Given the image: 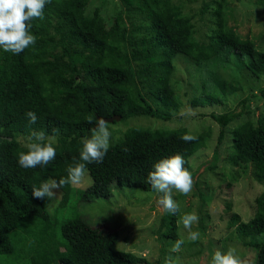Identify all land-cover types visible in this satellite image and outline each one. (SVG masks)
I'll return each mask as SVG.
<instances>
[{"label":"trees","instance_id":"1","mask_svg":"<svg viewBox=\"0 0 264 264\" xmlns=\"http://www.w3.org/2000/svg\"><path fill=\"white\" fill-rule=\"evenodd\" d=\"M89 2L51 0L44 8V18L31 22L37 37L34 46L19 55L0 48V264H148L116 249L117 229L103 231L78 216L60 221L61 210L51 215L43 200L33 199V188L50 178H67V169L79 161L82 140L90 137L101 118H177L181 101L171 78L173 61L179 56L202 70L226 54L245 64L254 77L264 75V49L229 24L228 0L212 1L202 11L211 15L206 45L195 39L192 18L173 0L138 1V7L118 12L110 26L97 10L86 15ZM258 39L264 40V34ZM239 91L242 86L235 79L221 81L217 91L206 88L191 105L221 106ZM258 93L264 98V88ZM247 102L244 98L230 111L209 115L219 127L210 169L219 161L225 128L248 114ZM29 111L38 117L35 124L26 118ZM205 130L196 134L184 127L126 130L110 145L102 163L87 165L88 187L63 186L68 207L109 200L113 189L153 192L148 175L154 165L180 154L188 169L191 158L207 146L210 137ZM34 131L56 137L57 155L47 166L25 169L19 166L18 155L27 148L17 138L30 137ZM188 133L197 139L183 141L181 137ZM230 143L229 161L250 168L263 189L255 198L252 218L244 222L233 214L228 224L239 238L249 239L255 252L251 264H264V115L236 126ZM176 216L164 212L160 237L176 240ZM37 218L54 222L53 237L40 229Z\"/></svg>","mask_w":264,"mask_h":264},{"label":"rangeland","instance_id":"2","mask_svg":"<svg viewBox=\"0 0 264 264\" xmlns=\"http://www.w3.org/2000/svg\"><path fill=\"white\" fill-rule=\"evenodd\" d=\"M142 0H90L86 15H92L96 10L103 17L107 26L113 23L118 12H126L132 7H138ZM183 7L186 15L192 18L194 24V37L203 45L209 41L211 34V15L202 14L206 5L215 0H173ZM231 7L229 24L237 33L254 42L264 49V40L258 39L264 34V0H228ZM132 4V6H131ZM206 12V11H205ZM126 15V14H125ZM128 17V15H126ZM175 70L172 75V84L181 101V111H194V115H185L162 121L155 118L133 117L126 121L115 120L109 122L112 136L110 145L118 142L126 130L133 127H147L148 129L174 130L186 128L190 133H201L209 130V140L204 149L199 150L191 158L188 170L192 173L194 186L190 194L183 195L174 192L173 198L179 204L176 216V240L160 237L158 227L164 211L158 206L159 198L156 192H143L138 189H113V196L109 200H97L90 204L76 205L70 203L59 189L56 199L49 203L43 200L51 215L56 210L61 212L57 218L78 216L92 227L103 231L117 229L118 251L133 253L143 258L148 264L159 261L164 264L168 256H172L175 264H210L216 251L226 252L230 247H236L241 259L251 264L255 252L249 246L248 238H239L234 228L229 226L230 217L239 215L244 222L252 218L255 213V198L262 192V185L253 178L250 168L233 165L229 161L232 151L230 134L232 130L247 120L256 121L264 115V98L258 93L264 88V75L254 77L245 64L236 59L228 58L223 54L210 62L209 66L199 70L188 58L177 57L173 61ZM235 79L242 86V91L225 99L223 105H208L194 107L192 100L207 90L215 92L221 81ZM248 98V114L230 123L224 130V141L219 147V161L215 168H209L214 150L217 145L219 127L209 117L211 113L222 114L232 110L240 100ZM206 131V130H205ZM18 142L26 147L29 137L19 136ZM57 142V139H56ZM56 144V143H55ZM57 180V179H56ZM91 184L87 177L81 185H72L76 189H85ZM72 205V206H71ZM195 211L199 216L197 224L192 226L193 231L200 233L199 239H188V231L182 223H178L185 213ZM40 229L49 237L55 234L54 222L37 218ZM183 240L180 252L172 253L170 250L175 241ZM144 264V263H141Z\"/></svg>","mask_w":264,"mask_h":264},{"label":"clouds","instance_id":"3","mask_svg":"<svg viewBox=\"0 0 264 264\" xmlns=\"http://www.w3.org/2000/svg\"><path fill=\"white\" fill-rule=\"evenodd\" d=\"M51 0H0V48L5 52L19 55L25 49L35 45L37 37L31 31V22L44 18V8ZM194 111L178 113L181 117L194 115ZM30 124H35L38 117L35 112L26 113ZM91 123V118H89ZM110 124L104 119L97 121L96 127L91 130L90 137L82 140L79 161L67 169V178L48 179L33 188V199L52 202L57 197L59 189L66 184L81 185L88 177L87 165L102 163L110 148L112 132ZM185 142H192L196 136L188 133L181 137ZM26 144L27 151H21L18 155L20 167L29 169L47 166L56 159L55 136H45L43 131H34ZM186 161L183 156H174L161 159L154 165V170L148 175V182L154 192L160 194L157 200L158 206L164 212L176 214L179 212V204L173 198L174 192L188 195L193 189L194 180L192 173L184 167ZM199 216L195 211L185 213L178 223L188 231V239L196 241L200 233L193 231L192 226L197 224ZM183 240L175 241L171 248L172 253H178L183 245ZM164 264H175L172 256L165 259ZM210 264H247L241 259L236 247H230L226 252L216 251Z\"/></svg>","mask_w":264,"mask_h":264},{"label":"water","instance_id":"4","mask_svg":"<svg viewBox=\"0 0 264 264\" xmlns=\"http://www.w3.org/2000/svg\"><path fill=\"white\" fill-rule=\"evenodd\" d=\"M120 118L118 116L112 117V118H104V120L108 122H113L114 120H119Z\"/></svg>","mask_w":264,"mask_h":264}]
</instances>
